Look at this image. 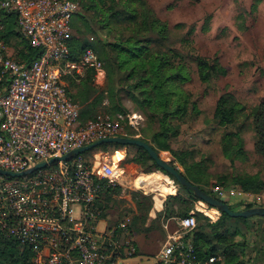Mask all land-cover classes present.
Instances as JSON below:
<instances>
[{
    "label": "built area",
    "instance_id": "obj_1",
    "mask_svg": "<svg viewBox=\"0 0 264 264\" xmlns=\"http://www.w3.org/2000/svg\"><path fill=\"white\" fill-rule=\"evenodd\" d=\"M0 9L13 14L17 28L31 47L41 50L31 63L17 60L0 35V168L21 172L53 157L120 135L119 118L98 114L86 121L67 92L66 78L92 71L93 84L106 78L102 60L92 48L72 59L69 39L78 4L72 0H0ZM3 24L0 21V32ZM136 115L129 124L137 122ZM133 122V123H132ZM97 148V147H96ZM91 160L78 154L25 174L20 183L0 175V231L31 252L35 264H108L124 253H135L130 218L99 230L96 201L103 185L122 187L123 169L99 150ZM28 175H31L29 177ZM231 187L229 196H242L241 205L264 207V192L255 194ZM223 192L214 188L220 198ZM210 194V193H209ZM198 205L178 218L179 232L171 234L149 264H212L197 259L191 240L184 236L197 225V212L214 223L221 216L198 199ZM204 207V208H203Z\"/></svg>",
    "mask_w": 264,
    "mask_h": 264
},
{
    "label": "rangeland",
    "instance_id": "obj_2",
    "mask_svg": "<svg viewBox=\"0 0 264 264\" xmlns=\"http://www.w3.org/2000/svg\"><path fill=\"white\" fill-rule=\"evenodd\" d=\"M72 1L78 4L77 12L81 11L84 6H91L101 17L110 16L118 9L116 3L102 6L97 0ZM145 1L154 16L167 25L171 36V45L179 49L185 56L183 59L188 67L190 80L185 83L184 88L191 94L192 100L196 102V108L191 110V115L185 117L184 120L174 121L178 124L177 134L169 137L168 148L160 150L159 155L185 174H188L189 170L173 157V151L180 155L187 164H191L193 160H201L205 165L209 179L205 189L210 195L214 193V188L219 189L223 192L219 194L220 198L216 195L213 196L238 208L236 202L244 197L229 196L224 192L231 187H237L229 183L226 178L233 174H253L256 172L264 177V157L255 151L254 132L252 128H248L241 134L243 148L246 151L245 156H239L233 161L226 158L222 150L221 137L224 132H230L234 129L231 127L219 128L213 118V112L218 97L224 92L232 93L239 102L247 107L255 106L264 100V0ZM92 15L91 12L88 16L91 17ZM93 29V31L80 36V40L88 41L89 44H95L98 40L103 43L115 41L113 33L109 35L98 27ZM2 31L0 32L1 36ZM18 33L20 34L19 31ZM22 38L23 36L20 34L19 37L13 36L8 39V47L14 57L17 49L21 46L19 43ZM196 54L207 58H218L225 74L211 79L209 82L200 81L192 57ZM102 62L105 68V63ZM88 71L92 74L91 70H87L82 77L76 78L71 75L69 77L80 80L86 76ZM125 75L126 72L117 70L110 79L106 72L105 81L101 86H95L92 83L96 91L91 97L97 99L100 92L102 95L101 99L93 105L94 109L91 116L85 118L84 121L104 113L112 118L121 115L119 118L120 135L132 133L135 137L143 138V140L151 143L150 134L156 130V125H150L146 136L142 135L147 122L146 113L130 96L128 86L132 82L127 80ZM69 77L66 78L67 85ZM116 104H119L120 111L118 110L117 113L110 112L113 111L112 106ZM79 107L82 110L80 105ZM131 115H136L137 119V122H132L133 125L129 124ZM94 150L103 152L109 159L116 151L123 152L119 167L124 171V186H120V191L113 194V198L105 210V215L101 216L100 214L101 220L98 228L103 230L113 227L128 217L131 221L129 233L135 235L134 255L127 256L124 253L118 261L108 264H149L167 237L179 232L178 218L182 216L174 215L166 218L163 214L164 201L167 197L180 193L191 200V209H194L196 205L200 206L198 199L190 198L183 193L180 185L161 170L151 169L148 165L131 161L136 153L135 148L97 147L83 152L82 157L88 161L91 160ZM149 169L150 171L147 172L146 170ZM157 171L167 175L172 181V186H174L172 193L160 194L162 203L158 208L154 206L155 192H147L140 187H135L132 183L134 178L141 173L151 174ZM28 176L31 177V175ZM8 180L20 183L24 178L22 176L8 177ZM262 192H264V188L259 192H250L252 193L251 198L253 199L255 194L261 195ZM196 216L198 224L209 223L208 218L202 213L197 212ZM258 227L264 230V221H260ZM261 229L259 230L261 231ZM247 238L248 247L244 259H254L256 251L259 250L260 237L256 232L249 231ZM262 244L264 245V243ZM259 263L264 264V254L259 259Z\"/></svg>",
    "mask_w": 264,
    "mask_h": 264
},
{
    "label": "trees",
    "instance_id": "obj_3",
    "mask_svg": "<svg viewBox=\"0 0 264 264\" xmlns=\"http://www.w3.org/2000/svg\"><path fill=\"white\" fill-rule=\"evenodd\" d=\"M97 2L102 6L116 3L118 9L110 16L101 17L93 7L84 6L74 15L71 21L72 35L68 45L72 59H76L84 49L93 48L98 57L104 61L108 78L111 79L117 70L126 72L125 78L132 82L128 86L129 94L146 113L147 122L142 135L146 136L150 125H156V130L150 134L151 143L144 141L159 154L160 150L168 148L169 137L177 134L178 124L174 121L184 120L191 115V110L196 108V102L184 88L185 83L190 80L189 70L183 59L185 56L171 45L167 25L154 16L145 0H97ZM91 12L92 18L88 16ZM0 21L3 24L2 36L6 40L13 36H20L13 14H7L0 9ZM96 27L109 35L113 33L115 41L103 43L98 40L95 44H89L88 41L80 40V36L93 31ZM19 44L21 46L15 54V58L19 61L29 64L41 52L40 49L31 47L23 38ZM192 57L200 81L209 82L225 74L218 58H207L199 54ZM92 83L90 71L80 80L68 78L67 92L71 100L82 107L80 110L82 120L91 116L93 105L101 99L102 92L97 99L91 97L96 91ZM111 98L113 99L112 95ZM112 109L113 111L110 112L117 113L121 108L119 104H116L112 106ZM213 118L219 128L234 129L224 132L221 137L222 150L226 158L233 161L239 156H245L246 151L243 148L241 134L248 128H252L254 132L255 151L264 157V100L255 106L247 107L232 93L224 92L216 101ZM123 136L135 137L132 133H126ZM140 139L143 140V138ZM98 147L135 148L136 153L131 161L148 165L151 169L161 170L177 183L174 177L160 169L147 151L141 147L116 143H104ZM172 155L189 170L188 174L179 170L180 173L192 184L209 193L205 189L209 179L203 162L193 160L191 164H187L175 151ZM146 171L149 172L150 169ZM226 179L245 192L255 193L264 188V177L259 172L233 174ZM180 188L190 198L197 199L191 191L182 186ZM118 191H120L119 187L103 185L96 201L101 216L105 215L109 201ZM252 206L254 204L245 205L244 209ZM230 207L237 210L235 206L230 205ZM191 208V200L177 193L170 195L164 201L163 214L166 218L174 215L185 216ZM260 221H264L263 216L243 218L222 213L216 222L200 223L184 238L192 239L196 257L202 263L210 257H216V261L212 264H260L259 259L264 254L262 244L264 230L258 227ZM249 231L256 232L260 237V245L259 250L256 251V257L245 260ZM0 264L35 263L27 247L0 231Z\"/></svg>",
    "mask_w": 264,
    "mask_h": 264
},
{
    "label": "water",
    "instance_id": "obj_4",
    "mask_svg": "<svg viewBox=\"0 0 264 264\" xmlns=\"http://www.w3.org/2000/svg\"><path fill=\"white\" fill-rule=\"evenodd\" d=\"M104 143H116L118 145H123V146L135 145L137 147L143 148L145 151H147V153L152 158V160L156 163V165L163 171L172 175L180 186L191 191L197 199L205 202L207 205L211 207L218 209L221 213H225L231 217H243V218H249L253 216H263L264 217V207L263 206L254 205L246 209L234 210L230 207L228 203L218 198H215L214 196L210 195L206 191L200 189L197 185L192 184L180 173V171L176 167L171 165L168 161L162 159L160 155L152 148V146L149 143H147L146 141L138 137L123 136V135L105 137L89 145L73 149L69 153L61 157H53L48 162H40L36 164L35 166L29 169H26L24 171H21V172H13V171H8V170H4L0 168V175L6 176V177L23 176L25 174L34 172L35 170L39 168L45 167L46 165L51 164L53 162H56L59 160H70L74 158L75 156H77L78 154H81L85 151L96 148Z\"/></svg>",
    "mask_w": 264,
    "mask_h": 264
},
{
    "label": "bare ground",
    "instance_id": "obj_5",
    "mask_svg": "<svg viewBox=\"0 0 264 264\" xmlns=\"http://www.w3.org/2000/svg\"><path fill=\"white\" fill-rule=\"evenodd\" d=\"M115 161H119L123 158V152L116 151L111 156ZM135 187H140L147 192H155V207H160L162 203L161 195H167L173 192L174 186H172L171 179L164 173L157 171L151 174H139L132 181ZM209 214L215 213V208H211L208 211Z\"/></svg>",
    "mask_w": 264,
    "mask_h": 264
},
{
    "label": "crops",
    "instance_id": "obj_6",
    "mask_svg": "<svg viewBox=\"0 0 264 264\" xmlns=\"http://www.w3.org/2000/svg\"><path fill=\"white\" fill-rule=\"evenodd\" d=\"M143 174V173H142ZM229 205H231V204H229ZM236 205H237V210H242V209H244L245 207L243 206V205H241L240 203H237L236 202ZM216 222V221H215ZM189 240H191V242H192V239L191 238H188Z\"/></svg>",
    "mask_w": 264,
    "mask_h": 264
}]
</instances>
